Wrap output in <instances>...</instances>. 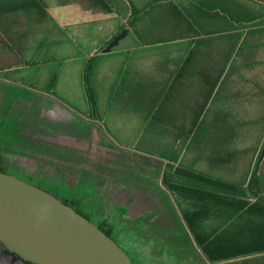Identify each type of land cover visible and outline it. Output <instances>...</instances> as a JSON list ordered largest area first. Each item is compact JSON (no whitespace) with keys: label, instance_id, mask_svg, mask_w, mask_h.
<instances>
[{"label":"trees","instance_id":"16d2710c","mask_svg":"<svg viewBox=\"0 0 264 264\" xmlns=\"http://www.w3.org/2000/svg\"><path fill=\"white\" fill-rule=\"evenodd\" d=\"M69 5L71 28L96 30L101 25L102 54L128 34L137 35L139 28L159 24L161 44L183 46L172 62L182 60L180 66L166 70L170 82L161 88V105L172 103L176 77L186 74L189 62L200 78L209 76L198 82L196 112L173 116L174 125L161 131L166 146L161 157L167 160L161 182L207 262L264 254V0H86L85 10L78 11L73 0ZM57 8L54 17L48 16L55 29H62ZM91 75L86 63L81 85L90 115H97L101 101ZM56 80L45 90H52ZM228 87L230 109L222 117L206 104L220 105V93ZM238 94L244 111L235 107ZM4 168L0 151V170ZM99 227L111 236L110 228ZM0 253L12 262L33 264L1 243Z\"/></svg>","mask_w":264,"mask_h":264},{"label":"rangeland","instance_id":"374dc122","mask_svg":"<svg viewBox=\"0 0 264 264\" xmlns=\"http://www.w3.org/2000/svg\"><path fill=\"white\" fill-rule=\"evenodd\" d=\"M63 62L48 92L46 64L0 69V151L6 172L73 201L92 222L110 228L135 264H210L161 184V160L129 147V137L112 130L102 103L97 115H90L78 74L83 67L73 59ZM48 65L52 69L53 63ZM78 175L85 179L81 189ZM93 177L103 187L115 182L124 194L113 190L126 202H111L105 188L94 190ZM0 264L23 263L0 253ZM218 264H264V254Z\"/></svg>","mask_w":264,"mask_h":264},{"label":"crops","instance_id":"0c3cea01","mask_svg":"<svg viewBox=\"0 0 264 264\" xmlns=\"http://www.w3.org/2000/svg\"><path fill=\"white\" fill-rule=\"evenodd\" d=\"M39 1L41 3L38 0H0V68L42 69L45 66V74L50 78L47 86L55 77L56 83L58 82L64 58L73 59L80 67L90 64L92 84L98 87V99L104 105L112 130L124 132L129 137H126L129 147L146 151L152 159L158 157L163 170L167 160L161 157V149L166 148L161 143V131L174 125L171 123L173 116L192 115L196 112L194 101L198 97V82L208 81L209 76L200 78L195 70V63L189 62L186 74L176 77L175 94L170 99L172 103L161 105V88H166L165 84L170 82L166 70L180 66L182 60L175 64L172 62L180 57L177 53L183 49L182 45L161 44V24L153 28H139L137 35L128 34L122 43L102 54L99 44L101 25L96 30L71 28V0H60L61 9L55 5L56 0ZM73 2L77 4L76 11L87 7L86 0ZM55 8L60 10L62 29H55L52 18L48 16L49 12L54 17ZM58 10L56 12L59 14ZM147 18L145 17L144 24L150 26ZM23 60H27L28 64L23 63ZM48 60L53 63L50 66L52 69H49ZM78 71L81 83L82 70ZM220 95V105L215 107L209 101L206 107L216 109L223 117L228 115L227 110L230 109L229 87ZM235 107L239 111L245 109L244 101L240 104V94ZM222 124L224 125V119ZM84 169L83 167V171ZM79 175L78 188L81 189L85 179ZM90 181L97 192L106 189L111 193V202H126L125 198L116 195L115 190H120L122 194L124 192L118 189L115 182L111 181L110 185H113L110 187H103L97 178L93 177ZM89 188L91 189L90 186ZM163 188L165 189L164 186Z\"/></svg>","mask_w":264,"mask_h":264},{"label":"water","instance_id":"95a60500","mask_svg":"<svg viewBox=\"0 0 264 264\" xmlns=\"http://www.w3.org/2000/svg\"><path fill=\"white\" fill-rule=\"evenodd\" d=\"M0 243L33 264H133L110 235L69 203L2 170Z\"/></svg>","mask_w":264,"mask_h":264},{"label":"flooded vegetation","instance_id":"af4514ba","mask_svg":"<svg viewBox=\"0 0 264 264\" xmlns=\"http://www.w3.org/2000/svg\"><path fill=\"white\" fill-rule=\"evenodd\" d=\"M48 191L51 192V193H53V194H55L54 192H52V191H50V190H48ZM55 195H56V194H55ZM56 196H57L58 198H60L61 200L65 201V202L71 201V200H69V199H66L65 197H59L58 195H56ZM66 200H67V201H66ZM69 204H70V203H69ZM70 205L73 206V208H75V209H76L77 211H79L81 214H83L84 216L88 217L87 214H85L84 212L78 210V208H76V206L74 205V203H73V204H70ZM96 225L99 226V225H101V224H96ZM130 258H131V257H130ZM131 260H132V263L135 264L132 258H131Z\"/></svg>","mask_w":264,"mask_h":264}]
</instances>
